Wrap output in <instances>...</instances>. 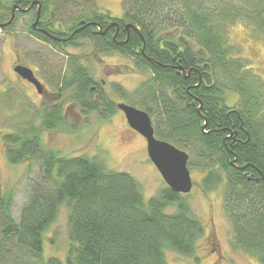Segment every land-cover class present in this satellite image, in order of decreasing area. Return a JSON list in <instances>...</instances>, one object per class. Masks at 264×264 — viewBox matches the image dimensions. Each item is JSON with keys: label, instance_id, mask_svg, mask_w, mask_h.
Instances as JSON below:
<instances>
[{"label": "trees", "instance_id": "trees-1", "mask_svg": "<svg viewBox=\"0 0 264 264\" xmlns=\"http://www.w3.org/2000/svg\"><path fill=\"white\" fill-rule=\"evenodd\" d=\"M42 1L58 14L79 4L89 7L87 0ZM122 9L121 18L99 11L79 16L103 26L116 20L115 40L109 33L92 37L88 28L79 36L132 58L147 73L134 93L143 92L141 104L154 105V116L161 118L153 126L155 136L189 152L187 165L196 159L204 185H222L233 246L264 264V79L249 58L236 54L229 39V28L240 20L264 31V0H122ZM142 44L153 61L141 53ZM63 77L62 88L72 91L71 101L84 112L99 113L86 68L68 62ZM116 90L128 98L124 88ZM226 91L238 96L236 107L227 105ZM106 105L103 100L108 109ZM143 110L152 116L147 107ZM40 118L2 139L9 163L36 160L42 178L51 184L30 194L18 221L11 216L12 194L0 184V237L14 238L24 259L36 264H167L166 250L184 255L195 251L204 228L182 194L165 185L145 199L129 173L109 170L95 156H63L44 148L43 131L65 122L60 105ZM61 205L68 209L70 245L64 259L43 260L44 232ZM170 205L173 212L167 209ZM0 250L3 264L6 251Z\"/></svg>", "mask_w": 264, "mask_h": 264}, {"label": "rangeland", "instance_id": "rangeland-1", "mask_svg": "<svg viewBox=\"0 0 264 264\" xmlns=\"http://www.w3.org/2000/svg\"><path fill=\"white\" fill-rule=\"evenodd\" d=\"M84 3L89 6L87 9L79 4L74 10L69 8L67 13L60 14L59 28L70 26L82 14L90 16L99 11L107 12L115 18L123 15L122 0H95L96 8L94 0ZM24 18L29 20L30 16ZM20 20L21 18L18 19ZM249 26L245 27V20L233 23L229 28L230 43L235 45L236 54L249 58V63L264 79V37L261 36L264 31H257L253 24ZM93 48L94 43L79 38L74 47L69 46L66 51H53L31 36L27 26L14 24L6 30H0V184L4 192L12 194L11 216L15 221H18L21 209L30 194L40 187H46L47 190L51 184L42 178L38 161L11 164L5 157V145L2 141L4 134L15 133L18 128L23 129L31 120L36 123L41 120L40 110L37 109L38 97L34 89L12 76L13 49L18 53L20 63H31L34 68L40 65L41 70L47 71L45 83L48 89H56L60 85L62 70L67 62L72 65L84 62L83 66L89 69L90 74L97 73L105 81L103 100L109 110L100 108L99 113L94 110L84 112L79 103L72 100L74 105L68 106L62 119L64 125L43 131L41 143L44 148L57 151L63 156H95L107 169L129 173L138 181L145 199L157 195L166 185L147 156L145 139L130 130L123 113L116 105L124 103L141 110L147 107L152 115V126L159 125L161 118L154 116V105L148 102L141 104L139 99L143 92L134 93L141 90L139 86L147 78V73L136 67L132 58L123 55L102 54L99 56L102 61L92 57L87 60ZM113 67L121 71V74L108 75V69ZM119 87L126 90L127 99L117 93L116 89ZM71 94V90L65 89L63 98L66 101L63 99V105L70 101ZM225 96L227 105L236 107L238 96L230 91H226ZM48 98L42 104L45 101V104L52 102ZM60 113L63 114L62 109ZM101 113L107 114L103 116ZM187 153L189 157V152ZM192 162V166H187L193 184L190 192L183 193L181 197L203 225L204 234L191 255L166 250L167 264H260L254 257L233 246L232 227L223 208V187L204 185L203 171L194 166L196 159L193 157ZM167 209L173 212L175 206L170 205ZM67 215V207L61 205L55 219L44 232L43 260L50 256L64 259L70 245ZM14 243V238L0 237V246L6 251L3 254V264H13L14 260L16 264L38 262L31 258L24 259V253L19 252Z\"/></svg>", "mask_w": 264, "mask_h": 264}, {"label": "flooded vegetation", "instance_id": "flooded-vegetation-1", "mask_svg": "<svg viewBox=\"0 0 264 264\" xmlns=\"http://www.w3.org/2000/svg\"><path fill=\"white\" fill-rule=\"evenodd\" d=\"M5 1L6 3L9 4L8 7H4ZM12 9H13L12 21L8 23V25H6L5 27H0V30L2 29L6 30L11 26H13L14 24L27 26L31 36H33L43 46L53 51H59V50L66 51V48H68L69 46L74 47L73 44L79 38H82L86 41H91L92 43H94V48L93 51L90 53V56H88L87 60L90 59V57H92L95 58V60L102 61L103 59L99 57L102 54H111V56L122 55L117 50L106 51L105 48H102L100 45H96L95 40L88 38L86 35L79 36V34L82 31L87 30L88 28L90 30L89 33L92 37L95 36L104 37L107 33H109L112 40H115L118 34L119 27L117 26V21L112 20V18L108 19L107 22L104 24V26L101 25L98 22V20H94L92 18H88V19L81 18L76 20L75 23L73 22L74 24L72 23L70 26L64 29L63 27L59 28V26H61L60 25L61 22H59L61 15L58 13L51 12V10L49 9H45L42 0H0V24L6 23L10 20L12 16L11 15ZM28 15L30 16L29 20L24 18V16H28ZM19 18H21L20 21H18ZM81 21H84L85 23H89V24L83 29L76 31L79 27L82 26V24H80ZM14 51L15 50L13 49L12 55H13L14 64L12 66V73H13L12 76L14 79L21 80L34 89L35 94L38 97L37 106L39 108L37 109L40 110L39 111L40 114L41 115L49 114V112L51 113V110L53 108L56 109V107L60 105V110L61 109L63 110V114L62 113L61 114L64 116L65 112L68 110V106L72 104L74 105V102H72L71 99L70 101L66 102V105H63L64 104L63 93L65 89L62 88V85L64 81L63 76H64V72L67 69V65L62 70V74L59 82L60 85L56 88L57 91L56 89H48L45 83L47 71L41 70L40 65H37L34 68L32 67L31 63H24V64L20 63L18 53ZM83 63L84 62H82V64L80 63V65L83 66L84 65ZM17 65L27 67L32 71L33 76L37 79V81H39L41 85V91H37L36 87L32 83L22 78L14 71V67ZM38 68L40 69V72H38ZM86 70L88 73L89 81L91 82L89 92L93 97L92 100L99 106V108L105 109L103 106V99L101 98L103 97V89H104L105 81L97 73L93 72L90 74L89 69L86 68ZM108 70H109L108 75H111L112 73L121 74V71L116 70L115 67L109 68ZM52 96H54L55 98H52ZM47 97H49L48 100L51 99L52 102H50L49 104H45L47 103V101H45L42 104L43 100H46ZM118 110L121 111L120 109ZM130 130L136 132L132 128H130Z\"/></svg>", "mask_w": 264, "mask_h": 264}, {"label": "water", "instance_id": "water-1", "mask_svg": "<svg viewBox=\"0 0 264 264\" xmlns=\"http://www.w3.org/2000/svg\"><path fill=\"white\" fill-rule=\"evenodd\" d=\"M11 15L10 20L0 24V27H5L12 21L13 9ZM80 24H82V26L76 31L83 29L89 23L81 21ZM128 27V25L125 26L126 30ZM141 53L147 60L153 61L144 53L143 44ZM178 68L183 71L182 67ZM14 71L22 78L32 83L37 91H41L39 81L33 76L29 68L17 65L14 67ZM117 107L123 112L128 126L145 139L147 156L159 172L166 186L174 193L186 194L190 192L193 183L187 166L188 153L165 140L157 138L154 134L150 116L146 111L124 103H118ZM201 127L203 129L204 124ZM231 165L236 167L232 162ZM244 167L245 166H241L238 168L243 169Z\"/></svg>", "mask_w": 264, "mask_h": 264}]
</instances>
